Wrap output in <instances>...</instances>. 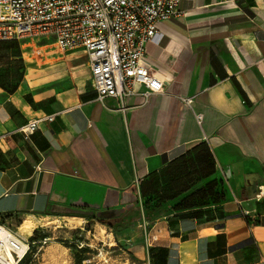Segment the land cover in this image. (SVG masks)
I'll return each mask as SVG.
<instances>
[{
	"label": "crops",
	"instance_id": "obj_1",
	"mask_svg": "<svg viewBox=\"0 0 264 264\" xmlns=\"http://www.w3.org/2000/svg\"><path fill=\"white\" fill-rule=\"evenodd\" d=\"M179 8L146 46L145 64L163 84L148 97L136 84L122 102L98 100L83 50L33 39L47 51H31L29 68L62 73L33 88L22 79L12 93L0 87L1 218L110 224L131 235L141 264H264V0ZM30 120L39 122L25 137L18 129ZM201 146L215 169L197 179ZM178 172L179 186L197 180L165 199ZM210 182L213 200L176 206Z\"/></svg>",
	"mask_w": 264,
	"mask_h": 264
},
{
	"label": "built area",
	"instance_id": "obj_2",
	"mask_svg": "<svg viewBox=\"0 0 264 264\" xmlns=\"http://www.w3.org/2000/svg\"><path fill=\"white\" fill-rule=\"evenodd\" d=\"M179 4L180 0H0V41L47 38L62 52L83 50L98 100L113 97L122 102L135 93L136 84L148 97L162 93L163 84L145 64L146 46L155 37L158 21L181 15ZM201 119L197 114L198 123ZM38 122L30 120L18 131L27 137ZM253 212L258 215L256 209ZM13 226L0 217V264H22L30 247L41 242L21 237ZM142 228L150 247L155 237L148 235L145 223Z\"/></svg>",
	"mask_w": 264,
	"mask_h": 264
},
{
	"label": "rangeland",
	"instance_id": "obj_3",
	"mask_svg": "<svg viewBox=\"0 0 264 264\" xmlns=\"http://www.w3.org/2000/svg\"><path fill=\"white\" fill-rule=\"evenodd\" d=\"M20 55L24 53L27 61L22 60V67L17 65L14 69L13 63L0 64V78L8 75L12 80L19 77L22 72L23 84L27 88H33L37 85L47 83L52 78L61 74V71H48V68L40 69L37 72L35 68H29V53L39 50L38 54L44 48L41 40L25 41L18 43ZM51 47L47 44L45 47ZM37 48V49H36ZM51 50V49H50ZM15 52L14 50L5 51L4 54ZM36 54V53H35ZM37 54V55H38ZM5 61L13 60L5 55ZM34 57V56H33ZM35 59H33L34 61ZM7 69L4 70V68ZM38 73H41L37 76ZM13 82V81H12ZM213 195L208 196L205 200H213ZM200 202V200H197ZM32 224L25 223L21 225V220L13 222L14 229L18 227L19 232L29 241L40 240L30 247L29 257L25 264H75L74 254H80L81 264H141L140 259L136 257L133 250L131 235H124L121 232H114L108 226L101 224L97 220H88L86 222L76 219L54 218V217H27ZM131 233L138 234L139 230L136 224L129 228ZM35 232V233H34ZM42 235L47 237L42 239ZM44 240V241H43ZM43 241V242H42ZM83 249V252L77 253Z\"/></svg>",
	"mask_w": 264,
	"mask_h": 264
},
{
	"label": "trees",
	"instance_id": "obj_4",
	"mask_svg": "<svg viewBox=\"0 0 264 264\" xmlns=\"http://www.w3.org/2000/svg\"><path fill=\"white\" fill-rule=\"evenodd\" d=\"M14 49H15V52H13V53L11 52L9 54H4L5 51L14 50ZM5 55H8L7 56L8 58L13 57V60H11V62H10V60L7 59V61H5L4 60L6 57ZM10 63H13V67L15 70L18 69V67H16L17 65L22 67L23 62H22V59L20 58V50H19V46H18V41L17 40H1L0 41V64H10ZM6 69H7V66H6V68H4V70H6ZM21 80H22V72L19 73V77L15 78V80H12L8 75H6V77L0 78V87L2 89H4L7 93H12L13 91H15L16 87L18 86V84ZM201 151H202V153H198L195 156L196 160H197L196 163L198 165H201L200 166L201 174H200V176H197V179L207 177L208 175L212 174L214 172V169H215L214 161H213V158H212L211 153L208 150V148L201 146ZM189 163L192 167L195 165L192 162V160ZM179 174L180 173L178 172V173H174L172 175V179L168 183L170 185V189L172 190V192L170 194H167V195L164 194L165 199H172V198L176 197L177 195L181 194L182 192L188 190L190 188V185L194 182V180H197L194 178H189V176H186V180L188 179L187 180L188 182L182 183L179 186V184H178V183H180V182H178L179 178H176ZM182 181H184V180H182ZM212 185H213V182L208 183V189L196 190L191 195L187 196L186 198H183L180 201V203H178L176 206L177 207H182V206L183 207H192L196 203L195 201H193V198L196 200H200V199H206L209 195L210 196L214 195ZM140 190H141V193L143 195L141 185H140ZM108 226H110L112 231L116 230L115 227L111 226L110 224ZM41 237H42V239H44L47 236L42 235ZM31 241H33V240H31ZM83 251L84 250L81 249L77 253H80ZM28 257H29V254L25 257L22 264H25L27 262ZM82 259L83 258H81L80 254H74L75 264H81Z\"/></svg>",
	"mask_w": 264,
	"mask_h": 264
},
{
	"label": "bare ground",
	"instance_id": "obj_5",
	"mask_svg": "<svg viewBox=\"0 0 264 264\" xmlns=\"http://www.w3.org/2000/svg\"><path fill=\"white\" fill-rule=\"evenodd\" d=\"M29 223V224H32V221L31 220H28V219H25L22 223H21V225H23V224H25V223ZM18 234L21 236V237H25V236H23V234L21 233V232H19V230H18Z\"/></svg>",
	"mask_w": 264,
	"mask_h": 264
}]
</instances>
